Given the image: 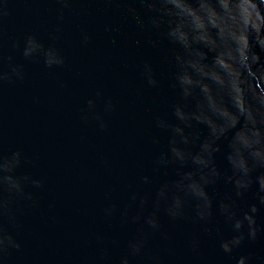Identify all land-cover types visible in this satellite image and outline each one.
Masks as SVG:
<instances>
[{
  "label": "water",
  "instance_id": "1",
  "mask_svg": "<svg viewBox=\"0 0 264 264\" xmlns=\"http://www.w3.org/2000/svg\"><path fill=\"white\" fill-rule=\"evenodd\" d=\"M131 9L146 21L151 15L138 0H0V72L11 75L10 63L22 70V77L0 81V157L20 151V165L8 174L42 182L36 187L26 181L25 195L0 186V200L7 202L0 226L20 245L5 249L0 257L4 264H120L125 256L130 264H235L244 254L250 256L249 264H264V233L254 241L246 238L232 253L220 247L223 239L236 234L216 208V198L231 190L223 179L208 188L214 198L209 221L192 219L191 206L173 219L162 204L157 211L160 228L145 224L164 179L152 173V161L168 139L153 121L167 116L175 122L170 106L177 98L170 87L167 41L141 29ZM29 35L54 48L64 63L48 68L42 54L25 58ZM150 39H159L160 46L153 48ZM145 60L161 82L157 89L146 85ZM247 79L264 95L258 69ZM89 99L94 101L91 108ZM108 102L111 111H105ZM97 115L105 128L99 127ZM198 131L201 137L207 135L204 126ZM154 135L161 137L160 145L152 143ZM224 151L222 144L216 163L230 174ZM145 174L152 175V184L140 182ZM134 192L136 201L131 199ZM140 196L149 200L143 212ZM249 202L251 193L233 200L239 211L247 210ZM113 205L115 211L107 215L105 209ZM125 210L128 215L122 217ZM138 213L139 221L132 222ZM257 224L264 228V208ZM137 240L143 246L133 254L129 244Z\"/></svg>",
  "mask_w": 264,
  "mask_h": 264
},
{
  "label": "clouds",
  "instance_id": "2",
  "mask_svg": "<svg viewBox=\"0 0 264 264\" xmlns=\"http://www.w3.org/2000/svg\"><path fill=\"white\" fill-rule=\"evenodd\" d=\"M138 3L151 15L146 21L139 11L131 9L137 25L155 31L167 41L173 68L170 87L177 98L170 106L175 122L167 116H156L153 121L156 129L168 133V139L166 148L152 161V173L164 179L155 190L153 211L148 212L144 222L158 230L157 211L162 204L173 219L183 217L185 208L191 206L195 213L192 219L209 221L214 198L208 188L223 179L231 190L230 194L216 198V208L236 234L223 239L220 247L225 253H232L246 238L254 241L264 233V228L257 224V214L264 208V95L257 94L247 79L253 69H258L264 78V0H138ZM84 40H88L87 35ZM147 43L153 48L160 46L159 39ZM13 47L18 44L14 42ZM22 54L25 58L42 54L48 68L64 63L54 48H45L31 35L26 38ZM7 59L11 62L13 57ZM9 66L11 75L0 72V81L22 77L19 65ZM142 75L148 87H160L149 60L142 64ZM87 103L90 108L94 105L91 99ZM111 110V102L106 103L105 111ZM88 118L87 113L82 115V119ZM96 119L101 129L106 127L101 116ZM199 126L207 128V135L201 137ZM152 143L160 145L161 137L154 135ZM222 144L230 174L216 163ZM21 155L15 151L10 157H0L3 173L0 186H6L10 193L25 195L26 181L36 187L42 182L28 175L20 178L8 174L20 165ZM170 168L175 171L169 173ZM169 175L176 178L165 179ZM140 182L152 184V175H142ZM249 193L253 202L247 204V210L239 211L233 200L243 199ZM131 199L136 201L137 193H132ZM148 203L147 196L139 197L140 212ZM6 206L7 202L0 200V212ZM114 211L115 205L105 209L107 215ZM121 215L127 217V211ZM139 219V213L131 217L132 222ZM142 246V240L129 244L133 254L140 253ZM9 247L18 249L20 245L0 226V252ZM249 262L250 256L241 254L235 264ZM0 264H4L2 257ZM120 264H130L128 256Z\"/></svg>",
  "mask_w": 264,
  "mask_h": 264
}]
</instances>
